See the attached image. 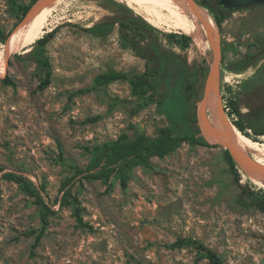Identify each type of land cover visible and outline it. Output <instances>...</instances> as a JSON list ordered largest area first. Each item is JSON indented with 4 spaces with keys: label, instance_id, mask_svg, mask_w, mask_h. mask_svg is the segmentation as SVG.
Segmentation results:
<instances>
[{
    "label": "rangeland",
    "instance_id": "rangeland-1",
    "mask_svg": "<svg viewBox=\"0 0 264 264\" xmlns=\"http://www.w3.org/2000/svg\"><path fill=\"white\" fill-rule=\"evenodd\" d=\"M30 2L0 0V28L6 33L16 28L26 17L21 9ZM101 20L115 22L110 32L96 36L87 30ZM123 20L133 28L127 39L121 33ZM204 27L195 12L177 6L130 0H66L53 6L46 31L58 29L45 51L50 84L39 88L46 71L28 56L30 51L13 53L7 73L0 76V264H210L194 246H175L181 238L214 249L225 264H264V212L241 188L248 180L257 189L264 184L248 176L238 182L224 157L226 147L212 144L202 125L211 146L183 143L164 158L154 157L150 166L133 170L126 189L115 178L111 185L75 182L78 213L71 205H55L72 174L70 165L86 166V146L123 132L156 135L169 125L165 110L178 120L188 108L197 112L218 52ZM218 28L221 96L236 95L245 113L262 110L264 5L233 11ZM170 33L187 34L191 46L171 42ZM153 36H159L165 58L148 47ZM165 60L176 61L193 81L186 103L175 95L162 108L157 103L141 108L143 97L127 80L94 84L101 73L135 75ZM6 76L13 83L5 82ZM251 155L264 162V151ZM7 171L44 186V198L56 210L39 241V206L18 183L3 177Z\"/></svg>",
    "mask_w": 264,
    "mask_h": 264
},
{
    "label": "trees",
    "instance_id": "trees-1",
    "mask_svg": "<svg viewBox=\"0 0 264 264\" xmlns=\"http://www.w3.org/2000/svg\"><path fill=\"white\" fill-rule=\"evenodd\" d=\"M37 1L38 0H31L26 7H23L21 9L22 16H26ZM65 1L66 0H61L55 4V6L63 4ZM212 3V0L201 1L202 6H205V8L209 10L212 18H214L213 20L216 21L218 26H222V23L229 17L231 12L225 11L220 5ZM114 23V21L101 20L87 30L96 36L105 35L112 30ZM120 25L122 36L124 39H127L129 37L128 33L133 28L131 24L125 20L121 21ZM146 25L151 27L148 23ZM57 29L58 28L51 29V32L46 31L40 38L36 39L31 44L14 52L16 56H19L21 54H18V52L30 51L28 52V56L34 58L39 66L46 71L45 78L39 86L40 89L46 88L51 82V63L45 51L48 43L55 36ZM11 32L6 33L0 28L1 44L5 45ZM167 37L171 42L174 41L184 49L191 46V38L187 34L170 33L167 34ZM158 38L159 36H153L148 43V47L161 59L164 57L161 52L163 48L158 42ZM0 48L5 50V46H0ZM241 63L242 62H235L236 65L240 66L238 69L243 70L245 66ZM3 80L8 83H13L8 76ZM118 80H127L131 84L133 93L143 97L144 101L140 103L141 108L151 103H157L158 106L162 108L167 101L175 95H178L182 101L184 100L186 103V101L190 99L189 90L193 85V81L189 79L187 73L181 72L176 61L167 62V60L151 70L135 75H130L122 71L110 70L97 75L94 79V84L97 87H101ZM229 90L232 91V88H229ZM222 97L226 101L224 108L228 110L227 112L226 109L224 110L229 120L249 138L258 142H264L259 141L261 137H264V108L262 110L258 109L257 111L253 110L249 113H245L236 95L227 97L225 94H222ZM164 113L168 115L169 125L159 128L156 135L147 134L146 132H136L134 135H131L128 132H123L115 139H109L101 143L86 146L85 153L88 155L86 166L79 167L70 165L72 174L67 176L63 181L61 185L62 196L60 200L55 202V205H71L78 213L80 209V200L74 192L76 187L75 182L81 183L83 180H100L105 184L111 185V180L115 178L119 180L121 186L126 189L129 186L133 170L140 166H150L154 157L164 158L175 152L183 143L203 146H211V143H217L212 138L210 143L201 134L199 126L201 124L199 116L197 117L198 113L196 110L193 111L188 108L187 114L181 120L172 116L168 110H165ZM96 120L97 118L92 121ZM203 130L205 131L204 127ZM224 157L229 163L231 171L238 182L244 176H248L252 179L236 162L231 151L227 148L224 149ZM1 171H4V169L0 168V172ZM3 177L18 183L28 195L35 198V203L39 206L42 223V229L37 235V241H39L50 223V217L56 213V210H54L52 205L44 198L43 192L45 191V187H39L31 179L13 171L4 172ZM249 181L250 180H248L246 185L241 186L243 193L251 204H254L264 212V189H257L255 186L250 185ZM174 245L177 247L194 246L199 250L203 258H207L210 261V264H225L223 258L214 249L199 241L181 238L175 242ZM136 264L144 263L137 262Z\"/></svg>",
    "mask_w": 264,
    "mask_h": 264
},
{
    "label": "bare ground",
    "instance_id": "bare-ground-1",
    "mask_svg": "<svg viewBox=\"0 0 264 264\" xmlns=\"http://www.w3.org/2000/svg\"><path fill=\"white\" fill-rule=\"evenodd\" d=\"M61 0H38L32 7V15L15 32L10 40L9 53L11 55L18 49L31 44L40 38L47 28L52 8ZM140 5H154L162 8L177 6L187 11H193L201 23L206 25V37L210 44L216 45L217 34L220 32L211 14L197 2L189 0H130ZM215 52V51H214ZM216 58V57H215ZM214 58V59H215ZM7 54L0 48V76L7 73ZM215 67V62L211 65ZM197 106V117L204 127L206 134L217 143L231 150L236 162L257 183L264 184V162L254 159L252 152H263L264 145L243 134L228 118L219 89V75L206 86L204 96ZM198 120V123H199ZM201 129V128H200ZM202 134V132H201ZM204 137V136H203ZM205 138V137H204ZM206 139V138H205ZM207 140V139H206ZM208 141V140H207Z\"/></svg>",
    "mask_w": 264,
    "mask_h": 264
},
{
    "label": "water",
    "instance_id": "water-1",
    "mask_svg": "<svg viewBox=\"0 0 264 264\" xmlns=\"http://www.w3.org/2000/svg\"><path fill=\"white\" fill-rule=\"evenodd\" d=\"M191 3H193V0H189ZM220 5L223 7L224 10L226 11H230L233 12L235 10H239L242 8H248L254 5H258V4H262L264 5V0H218ZM32 10V8H31ZM31 10L28 12V14L26 15V17L24 18V20L16 27L12 30L11 34L8 37L7 42L5 43V53L7 54V60H6V64H7V68H8V62H9V58L11 56V53H9V47H10V40L12 38V36L15 34V32L18 30V28L28 19L31 17L32 12ZM208 28V26H207ZM216 47H217V54H216V58L214 60L215 62V67L213 68L212 66L210 67L209 70V74H208V79H207V83L206 86L209 85V83L211 81L214 80L216 73L219 71V60L221 58V47L220 44L218 42H216ZM219 75V73H218ZM227 148V147H226ZM229 149V148H227ZM230 150V149H229ZM231 151V150H230ZM232 153V152H231Z\"/></svg>",
    "mask_w": 264,
    "mask_h": 264
},
{
    "label": "flooded vegetation",
    "instance_id": "flooded-vegetation-1",
    "mask_svg": "<svg viewBox=\"0 0 264 264\" xmlns=\"http://www.w3.org/2000/svg\"><path fill=\"white\" fill-rule=\"evenodd\" d=\"M212 2H213L214 4H216V5H217V4L220 5V3H219L218 0H212ZM213 3H212V4H213ZM220 6H221V5H220ZM221 7H222V6H221ZM222 8H223V7H222ZM225 11H226V10H225Z\"/></svg>",
    "mask_w": 264,
    "mask_h": 264
}]
</instances>
